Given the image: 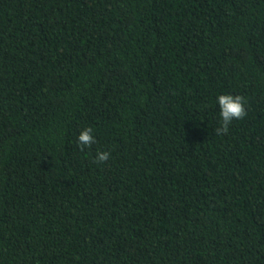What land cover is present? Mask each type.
I'll return each mask as SVG.
<instances>
[{"label":"trees","instance_id":"trees-1","mask_svg":"<svg viewBox=\"0 0 264 264\" xmlns=\"http://www.w3.org/2000/svg\"><path fill=\"white\" fill-rule=\"evenodd\" d=\"M0 264H264V0H0Z\"/></svg>","mask_w":264,"mask_h":264},{"label":"clouds","instance_id":"clouds-1","mask_svg":"<svg viewBox=\"0 0 264 264\" xmlns=\"http://www.w3.org/2000/svg\"><path fill=\"white\" fill-rule=\"evenodd\" d=\"M218 103L220 106L221 124L215 129L217 134H224L228 131L229 125L233 119H242L247 115L246 107L247 100L242 95L222 94L218 96ZM78 145L91 147L95 143L93 129L91 127L84 128L78 136ZM110 152L98 151L95 162L103 164L110 159Z\"/></svg>","mask_w":264,"mask_h":264}]
</instances>
